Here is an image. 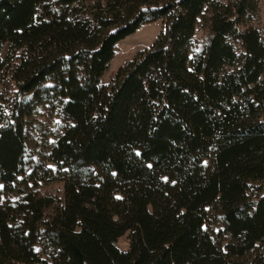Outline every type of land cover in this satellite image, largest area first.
<instances>
[{"label":"trees","instance_id":"1","mask_svg":"<svg viewBox=\"0 0 264 264\" xmlns=\"http://www.w3.org/2000/svg\"><path fill=\"white\" fill-rule=\"evenodd\" d=\"M258 1L0 0V264H264V39L242 29ZM29 95L67 123L55 168L27 155ZM51 182L58 204L30 189Z\"/></svg>","mask_w":264,"mask_h":264},{"label":"rangeland","instance_id":"2","mask_svg":"<svg viewBox=\"0 0 264 264\" xmlns=\"http://www.w3.org/2000/svg\"><path fill=\"white\" fill-rule=\"evenodd\" d=\"M221 3H226L227 0H217ZM253 28L260 32L264 39V0L258 1V10L254 18L250 20L246 26L242 29ZM163 31V22L158 21L156 23L147 24L142 26L133 35L127 37L125 40L118 43L116 47V53L114 59L111 61L110 67L102 78V83H109L118 70L131 62L140 52L149 50L153 43L157 40L160 33ZM210 33L204 29L202 24L197 27L194 35L192 53L191 55L201 54L208 46L210 40ZM9 52V46L5 45L1 53V57L5 59ZM264 82V79H263ZM20 99H27L28 114L24 117L26 121V133H27V155L35 162H44L50 152V146L54 144L57 139L63 134L67 123L64 119L55 111L48 107L35 105L33 102V95L27 97H21ZM47 166L55 168L52 163H47ZM209 164V162H205ZM30 189L39 193L44 197H52L54 200L63 201L64 199V184L62 182H51L48 184L40 183L36 188L30 186ZM14 196L3 197L2 202L10 200L15 202L19 197ZM213 234L216 237L220 230V227L215 225L212 228ZM218 239V238H217ZM227 239V237H219V241ZM117 246L127 251L129 244L126 237L121 238ZM37 251H40V247H36Z\"/></svg>","mask_w":264,"mask_h":264},{"label":"snow or ice","instance_id":"3","mask_svg":"<svg viewBox=\"0 0 264 264\" xmlns=\"http://www.w3.org/2000/svg\"><path fill=\"white\" fill-rule=\"evenodd\" d=\"M137 155H139V153H137Z\"/></svg>","mask_w":264,"mask_h":264}]
</instances>
